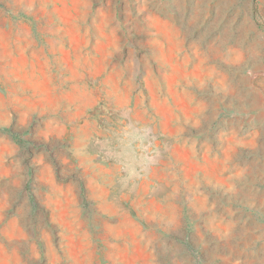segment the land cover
<instances>
[{"label": "rangeland", "instance_id": "374dc122", "mask_svg": "<svg viewBox=\"0 0 264 264\" xmlns=\"http://www.w3.org/2000/svg\"><path fill=\"white\" fill-rule=\"evenodd\" d=\"M0 264H264V0H0Z\"/></svg>", "mask_w": 264, "mask_h": 264}, {"label": "clouds", "instance_id": "9594fccd", "mask_svg": "<svg viewBox=\"0 0 264 264\" xmlns=\"http://www.w3.org/2000/svg\"><path fill=\"white\" fill-rule=\"evenodd\" d=\"M150 131H151L150 129H146V134L147 133H150ZM145 162L148 163V164H150V163L153 162V160H152L151 157H145ZM130 175H131V173H130Z\"/></svg>", "mask_w": 264, "mask_h": 264}]
</instances>
